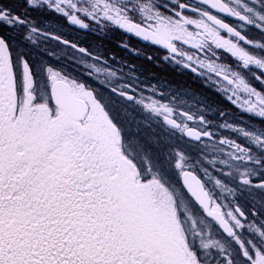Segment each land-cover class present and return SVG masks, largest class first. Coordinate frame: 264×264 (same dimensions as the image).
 Instances as JSON below:
<instances>
[{
    "label": "snow or ice",
    "instance_id": "1",
    "mask_svg": "<svg viewBox=\"0 0 264 264\" xmlns=\"http://www.w3.org/2000/svg\"><path fill=\"white\" fill-rule=\"evenodd\" d=\"M0 264H264V0H0Z\"/></svg>",
    "mask_w": 264,
    "mask_h": 264
},
{
    "label": "flooded vegetation",
    "instance_id": "2",
    "mask_svg": "<svg viewBox=\"0 0 264 264\" xmlns=\"http://www.w3.org/2000/svg\"><path fill=\"white\" fill-rule=\"evenodd\" d=\"M231 20V18H229ZM170 78H174V79H182V78H179V77H170Z\"/></svg>",
    "mask_w": 264,
    "mask_h": 264
}]
</instances>
